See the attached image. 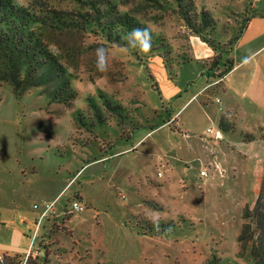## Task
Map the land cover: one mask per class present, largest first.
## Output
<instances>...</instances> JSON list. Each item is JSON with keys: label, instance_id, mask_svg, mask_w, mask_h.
I'll use <instances>...</instances> for the list:
<instances>
[{"label": "rangeland", "instance_id": "rangeland-1", "mask_svg": "<svg viewBox=\"0 0 264 264\" xmlns=\"http://www.w3.org/2000/svg\"><path fill=\"white\" fill-rule=\"evenodd\" d=\"M13 1L25 5L31 0ZM193 1L198 11H206L212 17V32L202 35L217 43L223 61H228L231 46L247 19L264 8V0ZM47 2L56 10L72 8L65 0ZM148 26L155 35L165 38V50L142 53L108 45L109 67L103 73L95 67L92 37L73 32L56 33V47L51 45V48L63 56L66 70L71 73L70 96L65 101L53 98L42 87L16 96L8 84L0 83L2 167L8 169L14 156L20 157L21 166H29L27 157L38 155L39 160H35L33 166L39 177L55 172L61 178L69 169L73 170L72 175L76 174L78 161L73 157L80 153L79 162L85 166L72 177L66 189L77 184L76 179L83 171L82 178L94 169L87 161L92 158L91 150H96L98 155L134 152L133 158L126 162L132 166L138 163L142 169L140 187H133L128 193L113 188L118 201L116 214L101 216L94 211L87 212L92 207L76 190L64 196L62 207L50 212L46 221L48 230L37 237L31 253L22 255L25 257L22 264L27 256L34 264H252L248 257L249 243L240 244L237 237L242 225L248 222L243 218V210L252 203L264 173V157L257 162L254 157L258 147L246 144L249 151L239 163L236 161V176L229 172L222 181L215 180L209 196L201 189V183L192 188L183 182L177 183V179L156 178L158 172L163 176L168 164L170 171L189 166L197 172L199 168L206 169L208 173V167H198V164L183 163L178 167L171 164L173 155L168 153V146L183 147L182 142H170L168 135L157 133L137 147L138 134L163 124L181 101H162L160 74L164 72L166 78L173 81L179 71L175 72L174 63L182 56H191L187 28L177 18L165 17ZM209 62L199 65L208 78L216 79L214 88H217L220 82L214 76L221 75L223 67L207 70ZM186 114L187 110L180 112L177 122L184 123ZM168 124L170 130L177 131L179 137L182 135L173 121ZM226 126L228 129L229 122ZM156 139L159 142L155 157L161 159L156 166L141 165L149 158L140 151L149 152L151 157ZM12 166L9 167L11 172ZM142 172L145 174L141 175ZM73 201L82 203L84 211L69 213L68 207ZM55 205L57 207L56 201ZM153 213L161 215L159 231L146 219ZM87 214L92 218L86 227L67 225L69 220L79 221Z\"/></svg>", "mask_w": 264, "mask_h": 264}, {"label": "crops", "instance_id": "crops-1", "mask_svg": "<svg viewBox=\"0 0 264 264\" xmlns=\"http://www.w3.org/2000/svg\"><path fill=\"white\" fill-rule=\"evenodd\" d=\"M259 11V14H253L247 19L235 38L229 53L232 67L217 88H214L216 79L208 78L205 69L197 63V61L211 57L212 52L195 36L187 38L193 62L182 65L173 81L168 80L164 72L160 74L159 88L162 101L168 103L177 102L180 99L181 101L171 112V117L169 116L170 118L163 124L150 132L138 134L137 147L143 145L154 134L168 135L170 142L184 144L183 147L168 146V153L173 155L171 156L173 166L178 167L183 163L198 164V167H208L209 171L204 177L199 175L202 168H199L198 172L190 169L189 166L186 169L178 170L177 168V171H170V164H168L163 176L158 177L155 174L156 178L177 179V183L183 182L192 188L201 183V189L209 196L213 191L211 186L215 180L222 181L229 172L236 176V161L239 163L249 151L246 144L258 147L254 156L256 162L263 159L264 8H259ZM215 99L219 102L216 103ZM190 108H192L191 111H189ZM185 110H187V120L184 123H178V115ZM222 115L229 122V128L226 131L218 127V121ZM170 120L182 132L180 137L177 131L170 130L168 126ZM207 128L219 130L221 138L215 139L212 135L206 134ZM244 134L252 135L254 138L244 141ZM158 140H155L154 147H152L154 151L151 157L148 155L149 152L140 151V154L144 152V156L147 155L149 158L141 165L155 164L156 166L158 164L161 159L155 157ZM164 148H166L165 145ZM90 152H92V158L87 161H90L89 167H95L82 178L83 171L72 189L71 187L66 189V187L85 166H81L82 163L79 162L82 157L80 153L73 157L78 161L76 174L73 172L74 175H72L73 170L69 169L66 170L67 174L61 178H58L55 172L40 178L39 172L33 166L35 160H39L38 155L27 157L26 163L29 166H21L20 157L14 156L10 160L12 163L10 165H13L12 172L6 161L5 163L9 165L8 169L2 167L0 157V254L26 255L31 243H36L37 237L48 230L46 221L50 213L38 224L37 235L33 241L38 217L44 203L56 201L55 210L61 206V199L64 196L76 190L78 195L91 205L92 208L87 212L94 211L95 215L101 216L109 213L116 214L118 201L113 195V188L126 193L133 187H140L142 169L138 163L132 166L126 162L133 158L134 152L117 151L115 154L108 152L106 155L102 153L98 155L96 150ZM143 174L145 173L142 172L141 175ZM54 175L56 178L51 177ZM33 205L37 208L34 209ZM91 218L87 214L79 221L69 220L67 225L72 228L86 227V223L88 221L90 223ZM88 227L91 226L88 225ZM96 236L95 234V238Z\"/></svg>", "mask_w": 264, "mask_h": 264}, {"label": "trees", "instance_id": "trees-1", "mask_svg": "<svg viewBox=\"0 0 264 264\" xmlns=\"http://www.w3.org/2000/svg\"><path fill=\"white\" fill-rule=\"evenodd\" d=\"M65 1L72 5L71 9L56 10L48 5L47 0H31L25 5L0 0V83L8 84L14 95L20 96L31 88L42 87L58 100L65 101L70 96L71 73L66 70L63 56L51 48V45L56 47V33L73 32L92 37L96 50L112 44L125 47L124 37L129 31L146 27L152 33V48L148 52L152 53L164 51L167 43L148 25L165 17L177 18L187 28L186 38L195 36L210 48L214 55L197 63L205 65L210 60L207 70L222 66L221 75L214 76L219 82L232 67L230 56L228 61H223L217 43L202 35L203 32H212L214 21L206 11H198L193 0ZM191 62V56L180 57L174 63L175 72ZM167 68L170 73V67ZM226 122L227 119L220 116V130H227ZM243 138L249 141L254 137L244 134ZM243 218L248 222L242 225L237 241L244 245L249 243L248 257L252 264H264V173L252 203L243 210ZM23 258L20 254H2L0 264H22ZM28 259L27 256L24 264H34Z\"/></svg>", "mask_w": 264, "mask_h": 264}, {"label": "clouds", "instance_id": "clouds-1", "mask_svg": "<svg viewBox=\"0 0 264 264\" xmlns=\"http://www.w3.org/2000/svg\"><path fill=\"white\" fill-rule=\"evenodd\" d=\"M126 44L124 50L135 49L142 53H148L152 48V33L146 27L133 28L124 37ZM95 67L98 72H106L109 67V52L104 47L96 49ZM153 229L159 231L161 228V215L153 213L146 217Z\"/></svg>", "mask_w": 264, "mask_h": 264}, {"label": "built area", "instance_id": "built-area-1", "mask_svg": "<svg viewBox=\"0 0 264 264\" xmlns=\"http://www.w3.org/2000/svg\"><path fill=\"white\" fill-rule=\"evenodd\" d=\"M215 102L218 103L219 100L218 99H215ZM206 134H209V135H212L215 139H220L221 138V135H220V131L217 130V129H212V128H207L205 130ZM161 172H158L157 175L158 176H161ZM199 175L200 176H204L206 177L208 174H207V171L206 169H201L199 171ZM55 206V201H52V202H49V203H44L43 206H42V209L40 211V214H39V217H38V221H37V225H36V229L34 231V235H33V241H34V238H35V234L37 232V227H38V224L40 223V221L47 215L49 214L50 212L53 211V208ZM33 208H37L36 205H33ZM84 211V205L78 201H73L70 203L69 207H68V212L69 213H73V214H79L81 212ZM33 249V242L31 243L30 245V249L28 250L27 252V255L29 253H31V250Z\"/></svg>", "mask_w": 264, "mask_h": 264}]
</instances>
